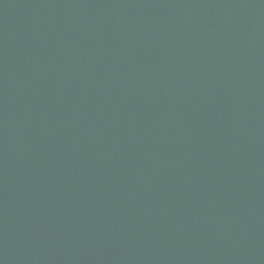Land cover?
I'll list each match as a JSON object with an SVG mask.
<instances>
[{
	"label": "water",
	"instance_id": "water-1",
	"mask_svg": "<svg viewBox=\"0 0 264 264\" xmlns=\"http://www.w3.org/2000/svg\"><path fill=\"white\" fill-rule=\"evenodd\" d=\"M0 264H264V0H0Z\"/></svg>",
	"mask_w": 264,
	"mask_h": 264
}]
</instances>
